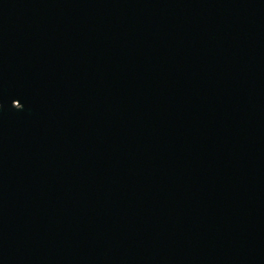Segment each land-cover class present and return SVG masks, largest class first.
<instances>
[{
    "label": "water",
    "instance_id": "water-1",
    "mask_svg": "<svg viewBox=\"0 0 264 264\" xmlns=\"http://www.w3.org/2000/svg\"><path fill=\"white\" fill-rule=\"evenodd\" d=\"M0 264H264V0H0Z\"/></svg>",
    "mask_w": 264,
    "mask_h": 264
}]
</instances>
